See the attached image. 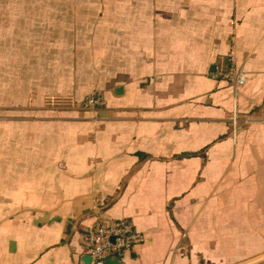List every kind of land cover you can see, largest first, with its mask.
<instances>
[{
	"label": "crops",
	"instance_id": "0c3cea01",
	"mask_svg": "<svg viewBox=\"0 0 264 264\" xmlns=\"http://www.w3.org/2000/svg\"><path fill=\"white\" fill-rule=\"evenodd\" d=\"M19 2L32 16L41 7ZM49 10L40 16L51 24L69 17L61 69L27 75L7 106L1 97L0 264H91L86 228L107 218L146 241L106 264L263 254L264 0H68ZM80 13L99 35L69 29ZM232 52L247 74L236 91L224 77ZM94 89L104 104L83 107ZM235 104L249 120L236 141Z\"/></svg>",
	"mask_w": 264,
	"mask_h": 264
},
{
	"label": "rangeland",
	"instance_id": "374dc122",
	"mask_svg": "<svg viewBox=\"0 0 264 264\" xmlns=\"http://www.w3.org/2000/svg\"><path fill=\"white\" fill-rule=\"evenodd\" d=\"M19 1L0 0V103L1 97H7L6 100L3 99L2 103L5 106L9 103V95L13 96V85L18 84L24 88L27 75L31 74L33 77L41 75V78L45 79L46 76L51 77L50 74L54 75L59 66L61 69V49H63L67 25H69V17H59L51 24L49 22L51 16L44 14L43 18L40 16L42 8L45 12H47V8L56 10L58 5L67 3L68 0H37L41 7H37L35 16L29 15L27 10H21L16 5L20 3ZM49 13H51L50 10ZM84 23L80 13L77 16V28L71 26L69 29L75 31V35H81L85 31L89 35L97 33L98 25L86 23L84 25ZM71 35L74 34L71 33ZM103 92V90L94 89L85 97V101L93 94L100 93L104 96ZM48 98L51 99V95ZM85 101L82 104L83 107H86ZM64 102L67 104L62 99L56 101L61 105H65ZM260 264H264V262Z\"/></svg>",
	"mask_w": 264,
	"mask_h": 264
},
{
	"label": "built area",
	"instance_id": "2783aa9c",
	"mask_svg": "<svg viewBox=\"0 0 264 264\" xmlns=\"http://www.w3.org/2000/svg\"><path fill=\"white\" fill-rule=\"evenodd\" d=\"M231 69L224 77L233 82L234 89L247 80V74L242 67L236 66L233 52L230 54ZM104 104V96L93 94L85 101L86 107H95ZM235 104L231 117V136L236 141L242 122ZM85 240L88 243L87 252L91 264H106L111 255L123 256L125 252L134 250L146 241V237L136 231L134 227L124 221L107 218L88 226L85 231Z\"/></svg>",
	"mask_w": 264,
	"mask_h": 264
},
{
	"label": "water",
	"instance_id": "95a60500",
	"mask_svg": "<svg viewBox=\"0 0 264 264\" xmlns=\"http://www.w3.org/2000/svg\"><path fill=\"white\" fill-rule=\"evenodd\" d=\"M118 90L121 91V89L117 88L116 90H114V92H117ZM262 262H264V253L238 264H260Z\"/></svg>",
	"mask_w": 264,
	"mask_h": 264
}]
</instances>
